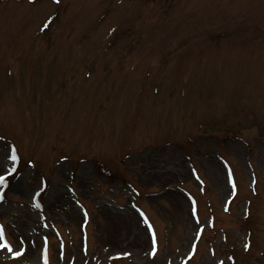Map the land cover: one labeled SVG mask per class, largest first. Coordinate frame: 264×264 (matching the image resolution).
I'll return each instance as SVG.
<instances>
[{"label":"rangeland","instance_id":"rangeland-1","mask_svg":"<svg viewBox=\"0 0 264 264\" xmlns=\"http://www.w3.org/2000/svg\"><path fill=\"white\" fill-rule=\"evenodd\" d=\"M13 148L0 264H264V0H0Z\"/></svg>","mask_w":264,"mask_h":264},{"label":"snow or ice","instance_id":"snow-or-ice-1","mask_svg":"<svg viewBox=\"0 0 264 264\" xmlns=\"http://www.w3.org/2000/svg\"><path fill=\"white\" fill-rule=\"evenodd\" d=\"M55 2L59 3V0H55ZM5 159L7 163L2 168H0V203L4 202L5 197H4L3 189L7 188L9 177L16 176L18 173L17 165H18L19 157L17 155L16 149L15 148L11 149L10 155H8ZM227 181L229 184H231V193L235 194L236 184L232 179L231 172L228 173ZM46 187H47L46 184L43 187H40V189L34 193L33 197L30 198L32 199L33 208L37 210H42V205L38 201L37 198L41 196V194L45 191ZM190 211H191L192 216L196 215L195 202H193ZM85 216H87L86 213H85ZM144 223L148 225L147 230L151 231V237L149 241V250H148V253L146 254H150L152 257H155L156 252H157V236H156L155 231H152V226L148 224L146 219L144 220ZM196 223L197 224L199 223L198 219L196 220ZM45 227H47V225H45ZM202 231H203L202 229L197 230V232H202ZM195 238H198V236ZM16 240H17L16 250H14L13 245L9 243L8 239L6 238L5 229L3 225H0V251L6 250L7 253L11 254L12 259H16L18 257L24 256V252H25V248L21 247V245L24 244V239L16 238ZM31 243L35 247L36 241L32 240ZM60 247L62 248V244ZM247 247L248 245H245V248ZM42 249H43L42 251L43 264H49L47 236L43 238ZM191 251H192V255H188L187 260L184 261V264H188V261L192 259L193 255H195L194 245L191 246ZM125 255H130V253H125ZM59 256L61 259L63 258L62 251L59 253ZM169 264H171V262H169ZM220 264H223V261H220Z\"/></svg>","mask_w":264,"mask_h":264}]
</instances>
